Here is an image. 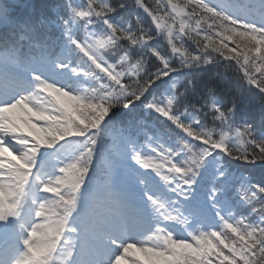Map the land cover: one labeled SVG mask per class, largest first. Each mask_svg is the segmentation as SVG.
<instances>
[{
	"label": "snow or ice",
	"instance_id": "6c2138e0",
	"mask_svg": "<svg viewBox=\"0 0 264 264\" xmlns=\"http://www.w3.org/2000/svg\"><path fill=\"white\" fill-rule=\"evenodd\" d=\"M0 264H264V0H0Z\"/></svg>",
	"mask_w": 264,
	"mask_h": 264
},
{
	"label": "trees",
	"instance_id": "16d2710c",
	"mask_svg": "<svg viewBox=\"0 0 264 264\" xmlns=\"http://www.w3.org/2000/svg\"><path fill=\"white\" fill-rule=\"evenodd\" d=\"M209 74L206 73H197L196 78L199 81L201 78H203L205 81L207 80Z\"/></svg>",
	"mask_w": 264,
	"mask_h": 264
}]
</instances>
